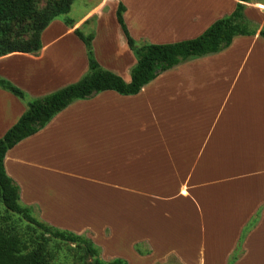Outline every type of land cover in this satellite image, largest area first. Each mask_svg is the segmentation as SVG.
<instances>
[{"label": "crops", "instance_id": "1", "mask_svg": "<svg viewBox=\"0 0 264 264\" xmlns=\"http://www.w3.org/2000/svg\"><path fill=\"white\" fill-rule=\"evenodd\" d=\"M237 2L86 0L72 28L48 25L38 53L0 57V78L30 97L77 82L88 68L79 29L93 33L98 64L129 82L136 59L119 4L135 41L168 44L199 36ZM244 14L264 28V0L246 3ZM24 111L0 88V138ZM3 165L21 205L86 235L104 261L264 264V39L237 36L135 95L77 100L8 150Z\"/></svg>", "mask_w": 264, "mask_h": 264}, {"label": "trees", "instance_id": "2", "mask_svg": "<svg viewBox=\"0 0 264 264\" xmlns=\"http://www.w3.org/2000/svg\"><path fill=\"white\" fill-rule=\"evenodd\" d=\"M257 1L238 0L232 13L216 20L199 36L168 44L135 41L123 20L124 7L119 4L116 20L136 59L129 82L98 64L92 48L93 33L84 35L79 29H75L74 34L85 46L88 68L77 82L43 96L30 97L0 78V88L25 105L17 122L0 138V264H51V240L75 244L83 251L82 259L88 264H127L119 258L104 261L99 257L100 249L89 238L34 218L32 209L19 203V188L5 173L4 157L14 145L43 129L54 116L77 100L90 99L104 91L135 95L159 74L183 62L221 52L237 36L258 34L264 39V28L244 14L246 3ZM73 2L47 0L45 7L39 10L36 0H0V57L14 52L38 53L42 47L41 34L54 20L72 28L74 23L67 15ZM13 216L23 219L27 225L20 226L18 218ZM235 259L234 255L230 263Z\"/></svg>", "mask_w": 264, "mask_h": 264}, {"label": "rangeland", "instance_id": "3", "mask_svg": "<svg viewBox=\"0 0 264 264\" xmlns=\"http://www.w3.org/2000/svg\"><path fill=\"white\" fill-rule=\"evenodd\" d=\"M37 9H43L46 5L47 0H36ZM86 0H74L71 10L68 13L67 17L70 19H78L82 15V10L85 6ZM24 36V35H23ZM134 56V55H133ZM135 60V59H134ZM32 216L35 218L34 214ZM13 218H18L19 224L22 227L27 225L23 219L13 216ZM88 238L86 235H84ZM49 248H51L52 252V262L51 264H88L86 260H83V251L78 248L75 244L63 243L57 240H51L49 243ZM140 246H135L136 251H140ZM141 253V252H139ZM101 258V255L99 254ZM130 264H135L133 259H130ZM129 263V262H128ZM165 264H179L174 258H170Z\"/></svg>", "mask_w": 264, "mask_h": 264}]
</instances>
